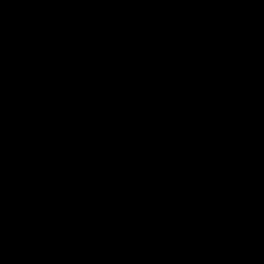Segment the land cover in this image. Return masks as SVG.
<instances>
[{
  "label": "water",
  "instance_id": "obj_1",
  "mask_svg": "<svg viewBox=\"0 0 264 264\" xmlns=\"http://www.w3.org/2000/svg\"><path fill=\"white\" fill-rule=\"evenodd\" d=\"M0 264H264V0H0Z\"/></svg>",
  "mask_w": 264,
  "mask_h": 264
}]
</instances>
